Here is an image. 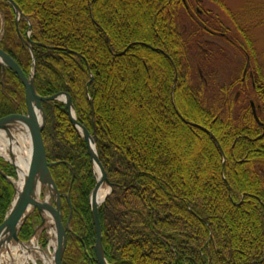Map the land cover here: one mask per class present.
<instances>
[{
  "label": "trees",
  "instance_id": "trees-1",
  "mask_svg": "<svg viewBox=\"0 0 264 264\" xmlns=\"http://www.w3.org/2000/svg\"><path fill=\"white\" fill-rule=\"evenodd\" d=\"M16 1L35 19L37 40L60 47L41 46L35 53L37 93L70 95L78 122L94 129L99 160L118 185L106 200L108 208L99 209L109 263L264 264V172L258 168L264 165V134L247 107L235 117L222 116L191 84L199 67L189 57L204 53L200 32L225 36L217 24L200 23L190 1H201L185 0L187 7L183 0ZM209 1L232 20L239 36L234 43L227 38L246 54L244 69H250V76L242 74L222 88L215 102L238 88L236 104L253 99L261 120L264 70L248 27L256 9H243L245 19L239 21L241 14L232 13L225 0ZM180 9L194 19L191 38L180 32ZM4 39L28 75L31 59L15 42L12 21ZM88 68L94 77L89 84ZM4 83L0 118L27 106L25 90L9 69ZM43 108L41 138L47 161L56 162L51 176L59 193L69 190L72 221L85 247L92 248L89 193L95 179L85 141L69 123L65 104L45 102ZM12 196L13 186L0 175V224ZM25 230L26 224L20 235ZM76 243L68 242L62 264H87L88 255Z\"/></svg>",
  "mask_w": 264,
  "mask_h": 264
},
{
  "label": "water",
  "instance_id": "water-1",
  "mask_svg": "<svg viewBox=\"0 0 264 264\" xmlns=\"http://www.w3.org/2000/svg\"><path fill=\"white\" fill-rule=\"evenodd\" d=\"M6 1H8L13 6L16 15L17 14L22 15L20 8L12 0H6ZM46 47L60 48L50 45H46ZM32 60L34 62V58H32ZM5 67L9 68L17 75L18 79L20 80V82L22 83L25 89L26 98H27V112L21 115H9L5 117H1L0 135L1 133L7 135V133H9V130L15 127L24 129L28 134L31 144L32 162L30 168L27 170L25 174H23L19 164L15 161L14 157L11 156L10 162L12 163L16 171V177H17L16 184L13 183V180L9 176L4 175L2 173L3 177L9 183L14 185L13 187L14 194L9 210L6 213L2 223L0 224V253L1 251L6 250V248H8V245L10 243L15 242L22 244L18 237V232L23 222L25 221L27 216L33 211V209L37 208L42 216V222L39 226L36 227L34 232H36L39 229V227L45 222L46 219L45 215L47 214L46 211L47 209H45V207L43 206L40 200V197L44 193L45 189H47L49 192L48 197H55L56 201L59 200L61 196L57 190L56 184L49 170V167L55 164L56 162L47 161L45 148L41 139V132L45 124V113L42 107V103L46 101L57 100V101H62L66 104L67 116L70 123L86 142V148L93 173L97 175V170L100 173L99 177L97 176V181L91 191V195L89 198V205H90L92 220L94 224V231H95L94 252L98 264H110L105 257L104 249L101 244V226L98 216V202H97L98 200L96 199V195L101 185H103L104 187L107 186L108 188L105 187L107 188V191L104 194V199H105L109 194V192L112 190L113 184L107 179L106 173L98 160L94 131H92V133L90 134L85 126L79 124L76 121L75 109L70 97L67 94L55 93L52 95L42 96L39 93H37L33 83L34 67L31 74L29 76H26V74L20 68L18 63L0 49V75L4 74ZM90 82H92V77H90L88 80V83ZM86 93L88 95V92ZM88 99H89L92 119H93V114H94L93 104L89 95H88ZM252 114L255 120L257 121V123H259L262 126L263 128L262 135H263L264 123L259 120L254 110L252 111ZM66 197L68 203L70 204L69 197L68 196ZM50 217L52 218L53 223L56 225L58 232H60L61 234L59 237L60 239H58L60 246L56 251V260H55V264H61V258L65 248V231L60 225L59 219L57 220L55 216H53L52 214L50 215Z\"/></svg>",
  "mask_w": 264,
  "mask_h": 264
},
{
  "label": "rangeland",
  "instance_id": "rangeland-1",
  "mask_svg": "<svg viewBox=\"0 0 264 264\" xmlns=\"http://www.w3.org/2000/svg\"><path fill=\"white\" fill-rule=\"evenodd\" d=\"M200 1H201V4H195L196 1H190L191 4L194 3L193 7L197 8L198 10L200 23L206 21V23H209V24L211 23H213L214 25L217 24L218 26L221 27V30L225 33V36L224 35L220 36L219 34L211 35L204 31L200 32L198 46L201 49H203L204 53H201L198 58L196 56H193L192 54L189 57L191 61L195 60L193 64L199 67L197 69V71H199L197 76L195 77L193 76V78L190 79L191 84L199 88V90L201 91L202 101L205 103V105L209 107H214L213 109H217L219 114H221L222 116H226L227 114H229L235 117L238 114L237 109H241L242 107H247L248 110L250 111L249 99L244 100L243 104H240V105L236 104L237 99L238 97H240V94H241L240 89L233 88L230 92L226 94V97L223 94V97H221V99H219L218 102H215V99L216 97L217 98L220 97L219 95L222 94L221 93L222 88L228 87L230 82L233 81L238 76L242 74H244L243 76L245 77L248 74L250 76V69L249 68L244 69L247 56L241 50H237L236 48H234L233 44H231V42L227 38L231 36L232 41H233L232 43H234V42H237L236 37L239 36L235 30L232 20H230L228 16L225 14V12L222 11L215 3L209 0H200ZM225 3L228 9L232 13L241 14L238 17L239 21H241L242 19L243 20L245 19V17L241 18L243 14V9L244 10L247 9L248 11H249V7L256 9L254 13H251L250 15H248V18H249L248 27H249L250 36L254 41L258 64L261 66L262 70H264V0H225ZM178 17H179L178 21H179L180 32H182L185 37H190L191 32L195 28V25L193 23L194 19L190 17L188 18V16L185 14L183 9H180V11H178ZM239 41H242V40L239 39ZM32 70L33 68L31 67V64H30L28 68L27 76L31 74ZM34 73H35V70H34ZM4 75H5V72L4 74L0 75V77H3ZM33 78H34V74H33ZM261 120L264 122V114H262ZM178 136L179 135L175 134L174 137L177 138ZM215 141L217 142V145L220 146L218 143V140L216 139ZM180 145L183 146L184 148H189L188 147L189 144L185 142L181 143ZM89 163H90V160H89ZM7 164L10 165L11 169L5 166ZM2 168L3 169L7 168L11 170L12 174H9V175L6 174ZM258 168L261 169V172H264V165H261V166L259 165ZM0 171H1L0 172L1 176H3L4 174V175L9 176L10 178H14V180H17L16 171L12 163L10 162V160L8 161L1 156H0ZM91 171H92V167H91ZM92 175L96 181L97 175H95L93 171H92ZM71 182L72 181L70 180L69 186ZM114 188L115 186L113 187V190ZM13 192H14V188H13ZM46 194H49L47 189L44 190V193L40 197V200L43 206L47 202ZM62 195L64 196L65 201H66L67 200L66 196L69 197V190L65 194H62ZM12 198L10 200V203L6 209L4 216L9 210ZM60 198L59 200L56 201L55 197H50L48 201L49 204H51V206L49 205V207L53 210V213L55 215L59 213V208H60L59 206H61ZM56 202H58V205ZM65 203L66 202H64V204ZM33 213H35V216H37V218L35 217L37 220H34V221L27 220L26 222H24V224H26L25 232L27 233L23 235H20V233H18V237L21 243L23 242V243L30 244L29 243L30 240L35 235L36 236V243H35L36 246L40 247V249H45L47 247V238L45 237L44 239L43 236H40L41 233L39 230H37V232L34 233L36 227L38 226L36 224L41 219V214L37 208L33 209V211L29 215H32ZM65 213H63V216H65ZM53 240H54V243L58 241L57 235L53 237ZM79 244L81 245V249L84 252V254L88 255L89 252L88 253L85 252V248H86L85 242L83 243L79 242ZM9 245L15 246V245H18V243L14 242V243H10ZM53 248H51L49 252L47 250V253L50 256L52 255V253H54ZM33 252L34 254H38L34 250H32V252L30 253H33ZM20 259L21 257L18 258V260L16 259V261L18 262ZM37 264H42V262L37 259Z\"/></svg>",
  "mask_w": 264,
  "mask_h": 264
},
{
  "label": "bare ground",
  "instance_id": "bare-ground-1",
  "mask_svg": "<svg viewBox=\"0 0 264 264\" xmlns=\"http://www.w3.org/2000/svg\"><path fill=\"white\" fill-rule=\"evenodd\" d=\"M21 10V5L18 3V1L16 0H12ZM13 7V6H12ZM14 9V8H13ZM22 12V11H21ZM22 15L24 16H27L28 18H30L32 21L35 22V19L30 16L28 13H26L25 11L22 12ZM36 23V22H35ZM19 33V32H18ZM47 44L43 43L42 42V47H45L47 49H51V48H48L46 47ZM51 46V45H50ZM5 53V52H4ZM7 54V53H6ZM9 57H11L13 60H15L11 55L7 54ZM81 56V55H80ZM29 57L31 59L30 61V64H31V67L33 68L34 67V70H35V55L33 53L32 50H30V54H29ZM32 58H34V62L32 60ZM17 62V61H16ZM19 65V64H18ZM20 66V65H19ZM21 68V67H20ZM13 72V71H12ZM24 72V71H23ZM14 73V72H13ZM15 74V73H14ZM88 75H89V78L92 77V81H93V74L92 72L89 70L88 68ZM176 74H175V78H176ZM89 80V79H88ZM20 81V80H19ZM21 83V82H20ZM91 83V82H90ZM22 84V83H21ZM87 84L88 81H87ZM86 92L87 91V87H86ZM57 93H65L67 94L69 97L70 95L67 93V92H64V91H61V92H57ZM55 94V93H53ZM52 95V94H50ZM87 95V93H86ZM89 95V93H88ZM88 95H87V98H88ZM42 96H47V95H42ZM90 97V95H89ZM91 98V97H90ZM71 99V97H70ZM89 100V99H88ZM92 100V98H91ZM61 102L63 104H65L64 102L62 101H57V100H52V102ZM72 101V100H71ZM46 102H51V101H46ZM45 103V102H43ZM43 103H42V107H43ZM249 106H250V111L252 112L253 110L256 112L257 110V106L256 103L253 101V99H249ZM90 104V103H89ZM252 104H253V107H252ZM66 105V104H65ZM74 106V105H73ZM67 108V106H66ZM254 108V109H253ZM44 110V108H43ZM94 111V110H93ZM45 113V111H44ZM22 114V113H21ZM20 113H14L12 115H21ZM92 114V113H91ZM94 115V114H93ZM6 116H9V115H6ZM75 116H76V112H75ZM5 117V116H3ZM68 117V116H67ZM94 118V116H93ZM69 120V119H68ZM76 121L78 122L77 120V117H76ZM70 123V121H69ZM79 123V122H78ZM91 123H93V119L91 120ZM71 124V123H70ZM81 124V123H79ZM72 126V124H71ZM73 130H75V128L72 126ZM206 131H208L209 129L203 127ZM76 131V130H75ZM89 131V130H88ZM92 131H94L93 129L91 131H89V133L91 134ZM77 132V131H76ZM209 132V131H208ZM78 133V132H77ZM95 133V131H94ZM210 135L212 136V138L215 140V136L209 132ZM8 135V136H7ZM4 134V133H1L0 135V156L3 157L4 159L6 160H11V156L14 157L15 161L19 164L20 168H21V171L23 172V174H25L27 172V170L30 168L31 166V162H32V158H31V144H30V140H29V137H28V134L27 132L24 130V129H21V128H13L11 130H9V133ZM80 136V135H79ZM10 140H9V138ZM81 137V136H80ZM8 139V140H7ZM42 139V138H41ZM85 141V140H84ZM216 142V141H215ZM43 143V141H42ZM217 143V142H216ZM219 143V141H218ZM86 144V142H85ZM44 145V143H43ZM95 145H96V134H95ZM44 148H45V145H44ZM97 149V148H96ZM87 150V148H86ZM88 153V152H87ZM12 154V155H11ZM45 154H46V150H45ZM97 156H98V153H97ZM47 159V157H46ZM98 160H99V157H98ZM100 162V160H99ZM101 164V162H100ZM102 165V164H101ZM90 167H91V163H90ZM103 167V165H102ZM97 168V167H96ZM105 173H106V177L107 179L115 184L111 178L109 176V174L107 173V171L105 170V168L103 167ZM100 173L99 171L97 170V176L99 177ZM113 179V178H112ZM97 181V179H96ZM95 181V183H96ZM55 182V181H54ZM17 183V182H16ZM94 183V185H95ZM94 187V186H93ZM19 188V186H18ZM93 189V188H92ZM91 189V191H92ZM91 191L89 193V198H90V195H91ZM107 191V188H105L103 185H101V187H99L98 191H97V195H96V199L98 200V216H99V205L104 201V194L105 192ZM46 199L47 201H49L50 197H48V194H46ZM58 205V203H57ZM70 205V204H69ZM44 207L45 209H47V214L45 215V222L39 227V231H43V230H46V233H47V237H48V245L45 249H40V247L36 246V236H33L32 237V241L30 242V244L28 245H16V246H11L9 245L8 248H6V250L4 251H1L0 253V264H36V260L37 259H41L42 260V264H54L55 260H56V252L52 253V255L50 256L46 250L49 249L51 247L54 246L55 250H57L60 246V243L57 241L56 243H54V240H53V237L55 235L58 236V239H60V232H56L58 231L56 225L53 223L52 221V218L49 217L51 214L53 216H55V218L58 220V216L55 215L53 213V210L49 207V204L46 202L44 204ZM89 209H90V205H89ZM41 214V213H40ZM90 215H91V210H90ZM91 218H92V215H91ZM41 220H42V216H41ZM99 221H100V218H99ZM92 225H93V229H94V224H93V220H92ZM100 226H101V221H100ZM94 234H95V231H94ZM76 237L81 241L80 243H83L84 241L82 240V237L76 233L75 234ZM78 241V240H77ZM94 244H95V236H94V243L92 244V248L90 247L89 249H87V247L85 248V252L88 253L90 252V250L92 249L93 252H94ZM101 244H102V226H101ZM102 247H103V244H102ZM104 249V247H103ZM32 250H34L35 252H37L38 254H34L33 253H30L32 252ZM65 250V248H64ZM8 251V252H7ZM89 255V254H88ZM178 255H176L177 257ZM21 259L17 262L16 259L18 260V258ZM40 257V258H39ZM96 259V258H95ZM97 261V260H96ZM182 264H187V262H182Z\"/></svg>",
  "mask_w": 264,
  "mask_h": 264
},
{
  "label": "flooded vegetation",
  "instance_id": "flooded-vegetation-1",
  "mask_svg": "<svg viewBox=\"0 0 264 264\" xmlns=\"http://www.w3.org/2000/svg\"><path fill=\"white\" fill-rule=\"evenodd\" d=\"M21 11L23 12L24 10L21 8ZM18 15V17H17ZM15 13V10L13 9V7L11 6V4L6 1V0H0V49L9 54L8 50H12V47L9 46L6 42H5V33H6V29H7V24H10V22L12 21L13 26H14V30L16 33V40L15 42L19 44V46L25 51V54L27 53L28 55L30 54V50L33 51L34 55L35 53L38 54V50L39 47L42 46V42L37 40V38L35 37L34 31H35V27L36 24L34 23V21H32L30 18H28L27 16L24 15H20ZM21 35H19V33ZM8 68H5V75L7 72ZM5 75L3 77H0V85L1 88H5ZM26 110H21V113H25ZM117 185V184H116ZM118 188V185L115 186L114 189ZM112 194V193H111ZM110 194V195H111ZM109 197V196H108ZM61 200V206H59V213L56 214L60 220V225L62 226V228L65 231V236H66V242H65V247L68 244V242L70 244H73V246H75L76 240H78L79 242H81L77 237H76V233H80V230H76V226L74 225L75 223L72 221V207L71 205H69L68 201L67 204L69 205L68 211L66 210L65 204H64V197L62 196L60 198ZM106 200L105 199L104 202L101 203V205L99 206V209L105 210L107 209V205H106ZM48 202V201H47ZM49 204V202H48ZM51 206V204H49ZM66 211V213H65ZM71 212V213H70ZM63 213H65V216H63ZM37 216H35V213H33L32 215H29L27 217V219L25 220V222L28 221H34L37 220L36 218ZM42 222V220L40 219V221L37 222L36 225H40ZM40 236H43V238L45 239V237L47 238V245H48V237H47V233L46 230H43L40 232ZM53 248V247H51ZM50 248V249H51ZM54 252H55V248ZM48 252L50 251L49 249H47ZM46 250V252H47ZM63 258V257H62ZM42 262L41 259H38ZM95 260V256L94 253L92 255V253L89 252L88 258L86 260L87 264H95L94 262ZM96 261V260H95ZM62 262V260H61ZM97 263V261H96ZM36 264H37V260H36Z\"/></svg>",
  "mask_w": 264,
  "mask_h": 264
}]
</instances>
